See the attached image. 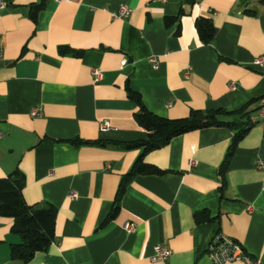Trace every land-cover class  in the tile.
<instances>
[{"label":"crops","instance_id":"0c3cea01","mask_svg":"<svg viewBox=\"0 0 264 264\" xmlns=\"http://www.w3.org/2000/svg\"><path fill=\"white\" fill-rule=\"evenodd\" d=\"M4 2L0 179L18 171L24 202L57 210L54 242L25 264H214L207 248L219 236L264 264V170L257 168L264 162V119L252 121L264 106V61L253 65L264 59V1ZM41 3L33 20L31 10ZM120 6L130 14L111 18ZM200 18L214 27L208 44L196 31ZM92 69L101 71L97 82ZM128 90L158 117L223 109L234 113L225 121L244 122L246 113L252 126L223 175L237 130L192 131L145 154L143 162L164 174L130 178L117 201L141 154L124 145L147 136ZM32 110L39 115L31 117ZM105 122L109 128L101 131ZM125 224L134 230L126 233ZM12 226L0 217V264H23L10 257L21 242ZM156 245L171 251L165 262L152 260Z\"/></svg>","mask_w":264,"mask_h":264},{"label":"trees","instance_id":"16d2710c","mask_svg":"<svg viewBox=\"0 0 264 264\" xmlns=\"http://www.w3.org/2000/svg\"><path fill=\"white\" fill-rule=\"evenodd\" d=\"M43 8V4L34 6L31 10V18L36 19L37 12ZM172 20H167V23ZM196 31L203 44H208L214 35V27L210 20L200 18L196 21ZM129 98L138 106L135 118L138 124L147 132L145 140L129 142L124 145L126 150L141 149V154L132 169L124 176L117 193V201L122 196L125 185L130 178L138 175H162L163 171L155 166L143 162L145 154L164 147L171 139L192 131L208 128H228L237 130L231 145L220 166V174L227 169L230 158L233 155L238 141L250 130L252 122L248 114H243L246 121L239 119L225 121L234 113L223 109L200 111L191 110L189 115L182 119H167L149 112L141 102L140 96L130 90ZM251 101L249 105L255 103ZM238 113H242V110ZM241 117V118H242ZM264 136V130H263ZM73 145L94 144L104 146L99 142L73 141ZM24 176L18 171L13 172L5 179H0V217L13 220L12 231L20 236L21 242L10 249L11 259L20 260L23 264L28 262L34 254L44 252L54 242V225L57 210L50 204L42 206L27 205L22 198L24 188Z\"/></svg>","mask_w":264,"mask_h":264},{"label":"built area","instance_id":"2783aa9c","mask_svg":"<svg viewBox=\"0 0 264 264\" xmlns=\"http://www.w3.org/2000/svg\"><path fill=\"white\" fill-rule=\"evenodd\" d=\"M57 2L69 1V0H56ZM6 3L4 0H0V8L5 6ZM130 9L126 6H120L116 11L111 12V18L113 19H124L130 14ZM263 57H259L253 61V65L261 67L263 64ZM153 64H155L154 59L151 60ZM91 74L94 78V82H97L101 79V71L99 69H92ZM233 89V86L231 87ZM39 112L37 110H32L30 113L31 117H37ZM264 119V106L260 109L258 117L253 119L263 120ZM109 128V124L107 122L103 123L100 126L101 131H105ZM257 168L264 170V162L258 161ZM77 194L75 192H70L68 197L70 199H76ZM123 230L126 233H131L134 230L133 224H125L123 226ZM154 255L152 257L153 261L165 262L171 254V251L165 247L160 245H156L154 248ZM207 255L211 259L214 264H223L230 261L242 260L246 264H262L259 260L251 259L246 256L240 246L234 244L229 239L219 236L215 237L209 244L207 248Z\"/></svg>","mask_w":264,"mask_h":264},{"label":"water","instance_id":"95a60500","mask_svg":"<svg viewBox=\"0 0 264 264\" xmlns=\"http://www.w3.org/2000/svg\"><path fill=\"white\" fill-rule=\"evenodd\" d=\"M249 1L250 0H240L239 4L245 6Z\"/></svg>","mask_w":264,"mask_h":264}]
</instances>
